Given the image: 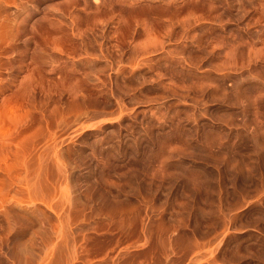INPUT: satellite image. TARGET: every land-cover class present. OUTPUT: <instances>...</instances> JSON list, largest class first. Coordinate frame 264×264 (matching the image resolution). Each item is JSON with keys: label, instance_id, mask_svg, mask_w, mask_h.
<instances>
[{"label": "rangeland", "instance_id": "1", "mask_svg": "<svg viewBox=\"0 0 264 264\" xmlns=\"http://www.w3.org/2000/svg\"><path fill=\"white\" fill-rule=\"evenodd\" d=\"M0 264H264V0H0Z\"/></svg>", "mask_w": 264, "mask_h": 264}]
</instances>
